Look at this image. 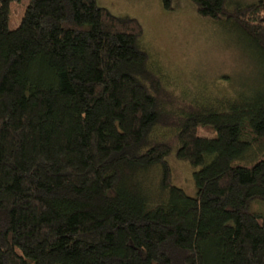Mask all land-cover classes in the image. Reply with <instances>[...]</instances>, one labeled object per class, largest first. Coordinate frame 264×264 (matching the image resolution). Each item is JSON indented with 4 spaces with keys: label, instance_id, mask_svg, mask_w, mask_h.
Returning <instances> with one entry per match:
<instances>
[{
    "label": "trees",
    "instance_id": "trees-1",
    "mask_svg": "<svg viewBox=\"0 0 264 264\" xmlns=\"http://www.w3.org/2000/svg\"><path fill=\"white\" fill-rule=\"evenodd\" d=\"M0 0V264H264V88H173L96 0ZM264 61V0H189ZM167 10L175 0H162ZM198 168L196 195L167 156Z\"/></svg>",
    "mask_w": 264,
    "mask_h": 264
},
{
    "label": "rangeland",
    "instance_id": "rangeland-1",
    "mask_svg": "<svg viewBox=\"0 0 264 264\" xmlns=\"http://www.w3.org/2000/svg\"><path fill=\"white\" fill-rule=\"evenodd\" d=\"M30 0L9 5L8 28H16ZM257 0H227V5ZM114 14H127L143 26L142 43L154 64L166 74L171 86L181 90L230 94L264 88V61L256 47L240 33L198 15L189 0H175L167 10L162 0H96ZM176 186L190 197L196 195L193 172L198 168L167 156Z\"/></svg>",
    "mask_w": 264,
    "mask_h": 264
}]
</instances>
